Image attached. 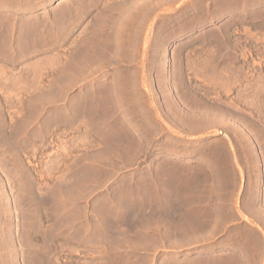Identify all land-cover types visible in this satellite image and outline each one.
Masks as SVG:
<instances>
[{
    "label": "rangeland",
    "instance_id": "obj_1",
    "mask_svg": "<svg viewBox=\"0 0 264 264\" xmlns=\"http://www.w3.org/2000/svg\"><path fill=\"white\" fill-rule=\"evenodd\" d=\"M0 264H264V0H0Z\"/></svg>",
    "mask_w": 264,
    "mask_h": 264
},
{
    "label": "bare ground",
    "instance_id": "obj_2",
    "mask_svg": "<svg viewBox=\"0 0 264 264\" xmlns=\"http://www.w3.org/2000/svg\"><path fill=\"white\" fill-rule=\"evenodd\" d=\"M127 2V1H126ZM128 3V2H127ZM140 9V8H139ZM141 10V9H140ZM139 10V11H140ZM137 13V16L136 17H132L133 19H142V21L140 22V26H138V32H142V31H144L145 30V21L148 19V15H147V13L145 12V11H140V12H138V9H137V11H136ZM127 13H132V12H127ZM127 13H125V12H121L120 11V13L118 14V12L116 13V14H118V15H114L113 14V17L112 18H114V17H116V18H114V19H117L118 21H120V20H122V19H124V17L125 16H127L128 18H130V15L129 14H127ZM127 14V15H126ZM133 15H134V12L132 13ZM132 16V15H131ZM111 18V17H110ZM109 18V19H110ZM108 19V20H109ZM133 19H131V21L133 20ZM107 21V20H106ZM111 21V20H110ZM113 21V20H112ZM112 27V26H111ZM115 27V26H114ZM112 29V30H111ZM110 29V27L108 28V25L105 23V25L104 24H99V26H97V27H92V29L90 30L89 29V33H90V35H89V33H87L86 35H85V37H83V39H82V43H83V45L81 46V50H82V54L83 55H85V56H82V54H81V56H82V60H84V62L82 63V64H85V60H87V57H88V55H87V52L88 51H86V49L87 50H89V48L88 47H90L91 45L92 46H95L97 43H98V37L101 35V34H103V33H109V34H111V35H109L108 34V37H111L112 38V33H115V32H123V31H125V29H121V30H118V29H113V28H111ZM136 30V31H137ZM97 37V38H96ZM96 39V40H95ZM99 47V46H98ZM90 51V50H89ZM91 52V51H90ZM90 52H88V53H90ZM87 56V57H86ZM90 57H91V59L93 60V58L95 57L94 55H93V53L91 52V54L89 55ZM84 57H86V59L84 58ZM90 57H88V58H90ZM95 59V58H94ZM91 60V61H92ZM88 61V60H87ZM93 62V61H92ZM83 69H85V68H83Z\"/></svg>",
    "mask_w": 264,
    "mask_h": 264
},
{
    "label": "crops",
    "instance_id": "obj_3",
    "mask_svg": "<svg viewBox=\"0 0 264 264\" xmlns=\"http://www.w3.org/2000/svg\"><path fill=\"white\" fill-rule=\"evenodd\" d=\"M55 9H56V7H55Z\"/></svg>",
    "mask_w": 264,
    "mask_h": 264
}]
</instances>
